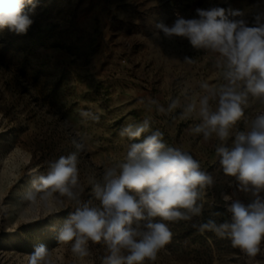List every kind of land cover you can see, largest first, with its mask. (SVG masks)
Instances as JSON below:
<instances>
[{
	"label": "rangeland",
	"instance_id": "1",
	"mask_svg": "<svg viewBox=\"0 0 264 264\" xmlns=\"http://www.w3.org/2000/svg\"><path fill=\"white\" fill-rule=\"evenodd\" d=\"M33 3L34 9H26L33 23L25 34L0 30V264H28L40 245L52 264H104L110 253L103 241H88V254L81 257L72 252L75 240L61 242L59 233L77 207L100 206L95 186H104L109 169L121 171L131 144L155 132L166 149L197 160L212 183L199 190V215L166 222L172 238L154 264H264V242L250 258L227 236L200 230L209 220L229 221L232 202L253 199L224 173L216 150L231 149L236 136L250 130L264 99L249 94L229 136L221 141L212 133L206 139L195 131L203 124L200 101L208 97L210 111L217 110L219 92L228 86L225 58L157 27L171 26L177 13L190 18L197 8L217 6L251 27L264 17V0ZM145 121L148 129L140 137L121 134ZM73 154L78 182L72 197L55 192L45 203L37 191L40 178Z\"/></svg>",
	"mask_w": 264,
	"mask_h": 264
},
{
	"label": "clouds",
	"instance_id": "2",
	"mask_svg": "<svg viewBox=\"0 0 264 264\" xmlns=\"http://www.w3.org/2000/svg\"><path fill=\"white\" fill-rule=\"evenodd\" d=\"M29 6L35 8L33 0H0V30L25 34L33 23L26 11ZM237 14L231 12V16ZM157 27L168 37L186 38L194 48L209 49L225 58L228 86L219 92L216 111H210L208 97L200 101L203 124L195 129L204 132L206 139L215 133L224 141L242 117V105L249 94L264 99V17H257L250 27L230 19L227 10L217 6L197 8L190 18L177 13L171 26L160 23ZM147 129L145 121L136 127L129 125L121 134L136 138ZM216 151L224 173L235 177L240 189L253 199L247 204L232 202L229 221L217 225L209 220L200 230L227 236L233 247L254 258L264 242V115L257 116L249 131L236 136L231 149L221 146ZM126 160L119 173L114 169L105 173L103 187L95 186L100 206L77 207L58 238L65 243L75 240L72 252L81 257L88 254V241H103L110 253L104 264H154L159 251L172 238L166 222L190 219L188 213L199 215V190L211 184L212 178L187 152L166 149L159 132L131 144ZM77 182L73 154L55 162L51 172L40 178L37 191L43 193L41 200L47 203L55 192L72 197L71 188ZM29 199L34 201L35 197L29 194ZM156 217L160 222H153ZM28 264H52L44 245L35 248Z\"/></svg>",
	"mask_w": 264,
	"mask_h": 264
},
{
	"label": "built area",
	"instance_id": "3",
	"mask_svg": "<svg viewBox=\"0 0 264 264\" xmlns=\"http://www.w3.org/2000/svg\"><path fill=\"white\" fill-rule=\"evenodd\" d=\"M259 115H264V110L259 111V112L256 114V118H257V116H259Z\"/></svg>",
	"mask_w": 264,
	"mask_h": 264
}]
</instances>
